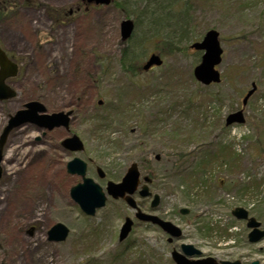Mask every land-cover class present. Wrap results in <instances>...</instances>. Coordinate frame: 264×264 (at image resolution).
<instances>
[{"label":"rangeland","instance_id":"374dc122","mask_svg":"<svg viewBox=\"0 0 264 264\" xmlns=\"http://www.w3.org/2000/svg\"><path fill=\"white\" fill-rule=\"evenodd\" d=\"M7 1L0 46L20 74L10 80L16 96L0 102V134L36 100L48 113L73 111L70 131L85 149L62 150V128L45 137L32 125L11 133L0 179V264H175L171 252L182 243L217 260L264 264V240L249 244L245 223L232 216L243 207L264 228V0H151L146 13L148 0H116L123 10L110 5L72 17L68 8L81 0ZM125 19L135 22L130 70L121 62ZM211 29L220 34L222 82L204 86L193 75L203 52L191 45ZM152 54L162 66L143 71ZM253 83L245 122L227 127ZM74 157L104 190L138 163L160 203L152 208L153 197L138 192L134 198L144 212L180 227L181 240L168 243L122 200L109 197L85 215L70 196L82 182L67 171ZM127 217L134 226L119 241ZM56 223L70 229L65 241L48 240Z\"/></svg>","mask_w":264,"mask_h":264},{"label":"water","instance_id":"95a60500","mask_svg":"<svg viewBox=\"0 0 264 264\" xmlns=\"http://www.w3.org/2000/svg\"><path fill=\"white\" fill-rule=\"evenodd\" d=\"M90 3H96L97 5H109L111 0H87ZM134 30V24L131 20H125L121 25L122 39L127 40L131 38ZM220 35L216 30H210L206 33L203 40L196 42L192 45L197 51L203 52L201 63L194 69V76L197 81L203 85L209 86L212 84H219L221 82V73L216 69L222 62L223 50L220 42ZM162 65V59L158 55H152L149 61L144 66V70H149L152 66ZM18 74V65L11 61L6 53L0 48V101L13 98L15 91L6 84V80L11 77H15ZM256 85L253 84L252 89L247 93L243 100V105L246 106L249 98L255 93ZM46 108L38 101H32L25 105V108L19 110L15 115L11 116L6 127L3 129L0 135V178L2 176L1 163L3 161V150L8 139L10 132L14 129L20 128L26 124H32L40 129L52 131L55 128L69 126V115L67 114L53 113L47 114ZM245 122L243 110L236 113H232L227 118V125L230 126L234 123L242 124ZM63 145L71 151H82L84 149L82 141L74 135L71 138L66 139ZM68 172L70 174H77L83 178V183L73 187L71 189V197L79 204L82 211L87 215H95L96 210L105 206L107 201L106 193L102 187L94 182L93 179L86 177L87 164L80 158H75L68 163ZM99 175L104 178V172L99 168ZM145 182H151L150 178H144ZM140 184V172L137 164H132L128 169L125 177L121 183L108 182L107 193L114 199H123L127 204L137 210L136 217L144 222H149L153 225L159 226L164 232L169 234V242H172L174 238L179 239L182 236V231L169 221H165L158 216L148 215L143 213L137 206L136 201L132 197L138 189ZM142 197H150L152 194L147 185L142 187L140 191ZM159 196L155 195L152 207H156L159 204ZM183 214H186V210H182ZM233 215L239 220H248V228L252 231L249 234V241L251 243H257L264 238V231L260 230V223L255 218H248V212L243 208H236L233 211ZM133 221L129 218L126 219L124 226L121 229L120 241L126 239L130 231L132 230ZM69 234V229L58 223L52 227L49 231V240L55 242H61L66 240ZM183 254L173 252V259L176 264H218L212 258H208L202 261H189L187 257L200 256L202 253L197 250L193 245H182ZM222 264H239L223 262ZM253 264H258L254 262Z\"/></svg>","mask_w":264,"mask_h":264},{"label":"flooded vegetation","instance_id":"af4514ba","mask_svg":"<svg viewBox=\"0 0 264 264\" xmlns=\"http://www.w3.org/2000/svg\"><path fill=\"white\" fill-rule=\"evenodd\" d=\"M97 8H99V6H96V5H94V4H88L86 1H84V0H81L80 2H78L75 6H73V7H70V8H68V13H66V15L67 16H69V17H72V16H75V15H77V14H79V13H82V14H87V13H89V12H91L92 10H96ZM73 116H74V114L72 115V117H71V121H70V124H71V122H72V120H73ZM63 129V128H62ZM66 131H65V133H64V135L62 136V142H63V140H65L66 138H68V137H70V136H72L73 134H75V133H72L71 131H70V129H65ZM46 136V135H45ZM44 136V137H45ZM62 150H64V151H67V149H65L63 146H62ZM70 152V151H69ZM96 172H97V168H96ZM98 175V174H97ZM245 223V225H246V222H244ZM247 232H249V230L247 229ZM171 244H173V243H171ZM174 250H177V251H182V249H181V245L179 246V248H176L175 246H173V251ZM208 256H201L200 257V259H204V258H207ZM199 259V258H198ZM243 257L242 258H238V259H235V260H232V259H221V260H218L219 262H223V261H230V262H234V261H239L240 262V264H243Z\"/></svg>","mask_w":264,"mask_h":264},{"label":"trees","instance_id":"16d2710c","mask_svg":"<svg viewBox=\"0 0 264 264\" xmlns=\"http://www.w3.org/2000/svg\"><path fill=\"white\" fill-rule=\"evenodd\" d=\"M173 1V0H172ZM176 1V0H175ZM174 1V2H175ZM6 2H8L7 0H6ZM148 2L149 3H146V5H145V7H144V10H145V13L146 12H148V8H150V6L149 5H151V0H148ZM172 3L171 4V6L172 5H174L175 3ZM153 4L155 5V9H156V6H160L161 7V3H154L153 2ZM6 5V3L4 2V6L1 8V12H4L5 10H6V8H7V6H5ZM121 7H122V5H120ZM164 7V6H163ZM123 8V7H122ZM172 9V8H171ZM148 16V15H147ZM150 17L152 18V19H154V17L151 15V13H150ZM133 40H135L134 38H132ZM131 39V40H132ZM129 41L128 42V45H127V47H125L123 50H122V58H121V62H122V65L124 66V67H126L127 69H132V68H134V66H130V63H135V61H134V59H135V53H134V50L135 49H131V47H132V44L131 43H133V41ZM135 46H138V44L137 45H135ZM134 46V47H135ZM131 67V68H130ZM133 71H136V69H134ZM135 73V72H134Z\"/></svg>","mask_w":264,"mask_h":264}]
</instances>
